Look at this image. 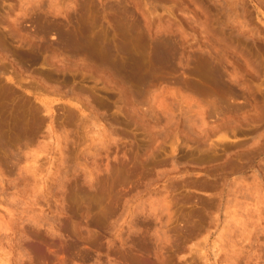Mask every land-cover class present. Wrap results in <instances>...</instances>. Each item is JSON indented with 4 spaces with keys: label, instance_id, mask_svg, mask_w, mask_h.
<instances>
[{
    "label": "rangeland",
    "instance_id": "obj_1",
    "mask_svg": "<svg viewBox=\"0 0 264 264\" xmlns=\"http://www.w3.org/2000/svg\"><path fill=\"white\" fill-rule=\"evenodd\" d=\"M0 264H264V0H0Z\"/></svg>",
    "mask_w": 264,
    "mask_h": 264
}]
</instances>
